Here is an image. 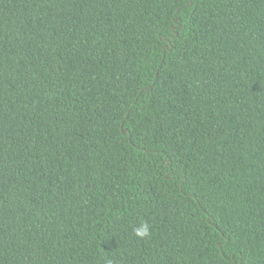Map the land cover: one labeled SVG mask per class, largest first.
Here are the masks:
<instances>
[{
  "label": "trees",
  "instance_id": "trees-1",
  "mask_svg": "<svg viewBox=\"0 0 264 264\" xmlns=\"http://www.w3.org/2000/svg\"><path fill=\"white\" fill-rule=\"evenodd\" d=\"M109 262L264 264V0H0V264Z\"/></svg>",
  "mask_w": 264,
  "mask_h": 264
},
{
  "label": "clouds",
  "instance_id": "clouds-1",
  "mask_svg": "<svg viewBox=\"0 0 264 264\" xmlns=\"http://www.w3.org/2000/svg\"><path fill=\"white\" fill-rule=\"evenodd\" d=\"M132 234L137 239H145L151 235L150 225L147 222H142L132 229ZM111 264V262H109Z\"/></svg>",
  "mask_w": 264,
  "mask_h": 264
}]
</instances>
